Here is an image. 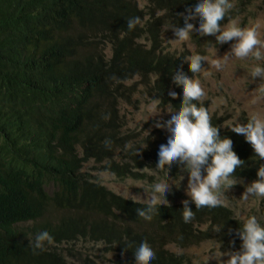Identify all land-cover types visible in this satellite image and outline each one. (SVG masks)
Masks as SVG:
<instances>
[{
  "label": "trees",
  "instance_id": "16d2710c",
  "mask_svg": "<svg viewBox=\"0 0 264 264\" xmlns=\"http://www.w3.org/2000/svg\"><path fill=\"white\" fill-rule=\"evenodd\" d=\"M197 2L148 0L143 8L138 0H0V264H100L103 255L77 247L83 240L123 258L119 264H135L144 241L156 254L151 264H186L188 255L171 245L215 239L240 250L243 220L229 206L197 210L189 201L195 216L186 223L182 201L173 202L158 206L149 221L136 212L146 203L117 195L84 172L92 161L119 180L146 181L147 171L165 175L155 166L170 134L125 130L120 104L140 84L161 107H179L182 89L172 76L193 73L186 52L167 51L161 32L183 27L178 14ZM237 13L232 9L222 26ZM133 17L142 23L129 30ZM212 38L191 34L194 43ZM212 123L244 161L236 178L257 180L264 160L222 117L212 115ZM182 168L173 164L168 175H188ZM45 231L52 242L35 249V237Z\"/></svg>",
  "mask_w": 264,
  "mask_h": 264
},
{
  "label": "clouds",
  "instance_id": "9594fccd",
  "mask_svg": "<svg viewBox=\"0 0 264 264\" xmlns=\"http://www.w3.org/2000/svg\"><path fill=\"white\" fill-rule=\"evenodd\" d=\"M231 0H198L192 8H186L185 13H179L183 18V27L172 29L175 39L171 40L176 45H183L189 41L193 32L200 36H214L217 44L235 41L231 49L223 57L211 61L212 67L222 70L230 58L245 60L251 58L255 61H264V36L259 31V25L254 27H241L234 19H229L222 27V22L233 9ZM198 20V26L190 23ZM142 23L140 17L127 20V28L132 30ZM189 70L194 74L203 70L202 61L208 58L193 54L186 58ZM205 76L210 75L204 72ZM253 80L259 78L264 81V66L255 65L250 72ZM189 78L183 71L172 76L173 83L182 89V99L178 108L168 104L166 112L170 119L163 122L157 121L156 128L166 130L170 135L166 144H161L158 150L157 170H166L165 177L154 184L151 194L146 199L139 196L129 197L133 202H145L146 208L137 209V215L145 220H151L158 206L167 205L166 194L171 191L168 172L173 164L182 165V171L188 174L186 195L190 198L195 209L215 208L227 206L225 192L237 183H240L235 173L244 166V161L233 151V142L225 137L221 138L219 130L212 123V115L208 108L203 106L206 92L198 78ZM254 104L264 101V85L257 89ZM169 95L176 98L174 91ZM195 102V103H194ZM160 99H154L152 111L157 112ZM161 113V112H160ZM158 113V115L160 114ZM232 132L242 135L249 143L258 158L264 160V115L252 112L246 123L238 120L229 126ZM138 155V152H137ZM257 180L245 187L241 195L243 201L250 197L264 198V164L256 172ZM183 177L181 176L182 180ZM183 220L188 223L194 219L195 213L189 207V201H182ZM240 214L237 213V216ZM242 227L236 232L241 240L239 251L219 252L210 256L217 264H264V226L255 215L240 217ZM218 232L221 228L217 229ZM231 231V230H230ZM48 232H42L35 237L33 247L44 248V243L52 242ZM155 252L147 241L141 242L134 253L135 264H151L155 259ZM227 256V260L221 257Z\"/></svg>",
  "mask_w": 264,
  "mask_h": 264
},
{
  "label": "rangeland",
  "instance_id": "374dc122",
  "mask_svg": "<svg viewBox=\"0 0 264 264\" xmlns=\"http://www.w3.org/2000/svg\"><path fill=\"white\" fill-rule=\"evenodd\" d=\"M138 2L139 6L143 8L148 5V0H138ZM231 2L234 4L233 9H237L238 12L235 19L238 24L241 27L259 25V31L264 36V0H231ZM161 33L163 44L167 51L172 53L186 52L187 57L193 54H200L208 58V61L201 62L202 72L195 74L194 77V74H192L189 78L200 79L206 92L204 102H207L211 115L222 117L225 120V124L227 123L230 126L233 121L238 120L240 122L242 116L249 117L252 112H260L264 115V101L253 103L258 94L257 89L264 85V81L259 80V78L253 80L250 76L251 69L257 64L264 66V61H255L251 58L237 60L232 57L222 70H216L212 67L211 61L228 53L235 41L217 44L215 37L212 36V42L201 40L194 43L190 38L183 45H176L171 41L175 39L173 31L163 29ZM205 71L210 73V75L205 76ZM135 81H138V79ZM153 100L152 96L144 91L143 85L137 84L135 86L131 100L120 104V110L124 116L125 130L138 131L141 135H146L153 132L157 121L163 122L170 119V114L166 112L167 106L161 107L159 104L157 112L154 113L152 111ZM158 113L160 114L158 115ZM84 172H88L93 179L107 189L127 199H130L128 194L146 199V195L151 194L154 184L165 177V175L162 176L158 173L147 171L149 177L146 181L119 180L113 175L101 171L99 164L92 161L84 163ZM181 176L183 177L182 180H180ZM181 176L172 177L168 175L169 183L172 184L171 191L166 194V199L169 203L184 200L191 201L185 191L188 175ZM238 180L241 182L225 192L227 206L232 208L236 215L239 213V217L255 215L261 225L264 226V207L260 204L261 198L250 197L248 201H243L240 198L245 191V187L252 181L246 179ZM99 246L90 240H83L77 245L78 248L85 247L88 253L103 255V257L96 259L100 264H119L118 260L123 259L121 257L117 258L111 253H106ZM171 248L177 253H186L188 255L186 264H217L215 259L208 258L216 255L219 250L221 252L230 251L215 239L206 240L185 248L171 245ZM221 260H227V256L221 257Z\"/></svg>",
  "mask_w": 264,
  "mask_h": 264
},
{
  "label": "bare ground",
  "instance_id": "6f19581e",
  "mask_svg": "<svg viewBox=\"0 0 264 264\" xmlns=\"http://www.w3.org/2000/svg\"><path fill=\"white\" fill-rule=\"evenodd\" d=\"M165 37V36H164ZM124 82V81H123ZM144 96V95H143ZM150 99V98H149ZM118 104V103H117ZM141 132H143V131H141ZM132 180V179H131Z\"/></svg>",
  "mask_w": 264,
  "mask_h": 264
}]
</instances>
